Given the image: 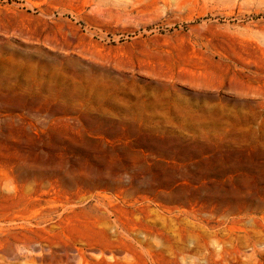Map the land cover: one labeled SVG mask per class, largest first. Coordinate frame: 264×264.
Segmentation results:
<instances>
[{
    "label": "rangeland",
    "instance_id": "374dc122",
    "mask_svg": "<svg viewBox=\"0 0 264 264\" xmlns=\"http://www.w3.org/2000/svg\"><path fill=\"white\" fill-rule=\"evenodd\" d=\"M0 264H264V0H0Z\"/></svg>",
    "mask_w": 264,
    "mask_h": 264
}]
</instances>
